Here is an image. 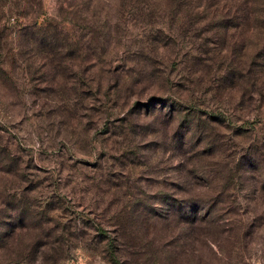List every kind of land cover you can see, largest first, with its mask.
Wrapping results in <instances>:
<instances>
[{
	"label": "rangeland",
	"instance_id": "obj_1",
	"mask_svg": "<svg viewBox=\"0 0 264 264\" xmlns=\"http://www.w3.org/2000/svg\"><path fill=\"white\" fill-rule=\"evenodd\" d=\"M0 264H264V0H0Z\"/></svg>",
	"mask_w": 264,
	"mask_h": 264
}]
</instances>
